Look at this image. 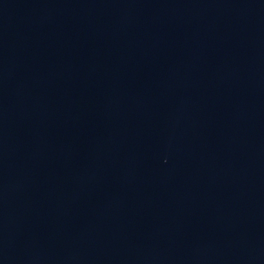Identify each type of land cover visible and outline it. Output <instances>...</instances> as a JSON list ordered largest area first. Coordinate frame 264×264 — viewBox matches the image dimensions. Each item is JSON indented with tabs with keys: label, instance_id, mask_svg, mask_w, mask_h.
Listing matches in <instances>:
<instances>
[{
	"label": "water",
	"instance_id": "1",
	"mask_svg": "<svg viewBox=\"0 0 264 264\" xmlns=\"http://www.w3.org/2000/svg\"><path fill=\"white\" fill-rule=\"evenodd\" d=\"M0 264H264V0H110Z\"/></svg>",
	"mask_w": 264,
	"mask_h": 264
}]
</instances>
